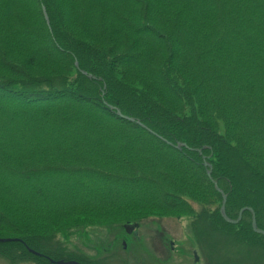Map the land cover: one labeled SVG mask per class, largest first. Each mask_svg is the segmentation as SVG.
Here are the masks:
<instances>
[{"label":"trees","instance_id":"trees-1","mask_svg":"<svg viewBox=\"0 0 264 264\" xmlns=\"http://www.w3.org/2000/svg\"><path fill=\"white\" fill-rule=\"evenodd\" d=\"M216 184L264 230V0H0V254L198 206L250 241Z\"/></svg>","mask_w":264,"mask_h":264},{"label":"rangeland","instance_id":"rangeland-1","mask_svg":"<svg viewBox=\"0 0 264 264\" xmlns=\"http://www.w3.org/2000/svg\"><path fill=\"white\" fill-rule=\"evenodd\" d=\"M206 211L198 206L195 215L132 221L139 223L137 235L126 231L127 220L71 228L57 234L49 248L84 264H264V235L255 232L249 241L244 227H215ZM0 264L38 263L0 254Z\"/></svg>","mask_w":264,"mask_h":264},{"label":"water","instance_id":"water-1","mask_svg":"<svg viewBox=\"0 0 264 264\" xmlns=\"http://www.w3.org/2000/svg\"><path fill=\"white\" fill-rule=\"evenodd\" d=\"M44 13H45V17H46V20H47L48 24H50L48 14H47V12H46L45 9H44ZM182 145L183 146H186V144H178L176 147L177 148H181ZM208 175L211 177V170H209ZM216 188L218 190H220V192L223 195V202H222V206H221L220 212H221V215H222V217L224 218V220L226 222L231 223V224H238L241 221V219L243 218V213L245 211H250L252 213V228H253L254 232H256L258 234H261V235H264V230L258 227L257 220H256V214H255L253 208H250V207L242 208L240 210V213H239L238 218H236V219H233V218L228 217V215L226 213V203H227L228 195L225 194L218 187L217 184H216ZM137 228H139V223H136V222L129 221L125 225V229H126V231L129 234H135V235H137V233H138L137 232ZM10 241H17V239H11V238H2V239H0V242H10ZM32 252L34 254H36V255L39 254L38 252L33 251V250H32ZM196 260H198L197 255H196ZM51 263L52 264H82L81 262H78L76 260H53V259H51Z\"/></svg>","mask_w":264,"mask_h":264}]
</instances>
